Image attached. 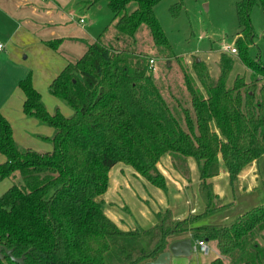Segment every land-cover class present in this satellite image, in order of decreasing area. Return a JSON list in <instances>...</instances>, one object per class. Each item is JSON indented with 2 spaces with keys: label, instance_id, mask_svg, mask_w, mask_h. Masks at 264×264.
<instances>
[{
  "label": "trees",
  "instance_id": "16d2710c",
  "mask_svg": "<svg viewBox=\"0 0 264 264\" xmlns=\"http://www.w3.org/2000/svg\"><path fill=\"white\" fill-rule=\"evenodd\" d=\"M104 1L114 19L111 39L104 42L102 31L48 86L71 115L47 111L30 73L18 81L23 112L53 128L46 138L52 149L18 146L0 112L5 157L0 180L21 179L0 194V245L22 258L4 255L0 264H144L188 235L215 243L218 255L211 264H223V258L229 264H264V203L229 222L200 223L232 204L213 189L220 163L235 194L240 171L264 155V63L247 51L255 35L250 11L259 4L264 18V0L235 3L236 59L249 74H236L229 83L235 59L225 51L215 78L201 71L195 86L184 73L189 108L182 109L183 120L163 97L151 75V57L141 49L145 32L146 48L162 58L176 57L154 12L159 0ZM130 2L135 7L127 11ZM183 4L175 0L171 15L177 16ZM58 42L47 45L56 48ZM166 153L196 161L203 210L175 218L166 208L156 212L149 228H120L97 199L107 189L109 170L122 162L164 188L157 164Z\"/></svg>",
  "mask_w": 264,
  "mask_h": 264
},
{
  "label": "rangeland",
  "instance_id": "374dc122",
  "mask_svg": "<svg viewBox=\"0 0 264 264\" xmlns=\"http://www.w3.org/2000/svg\"><path fill=\"white\" fill-rule=\"evenodd\" d=\"M236 1L238 0H184L177 16L171 15L169 10L175 0H159L154 5L155 15L176 57L162 58L155 49L146 48L145 32L141 35V49L147 57L154 59L152 78L179 119L183 120L182 109L189 108L184 73L195 82V86L200 82L198 77L201 71L210 78H215L219 74L220 54L225 51L235 59L229 83L236 74H249V70L236 59L237 51L232 53L229 50L236 47L239 32ZM134 7L135 3L130 2L126 10L131 11ZM65 9H74L80 15L86 13L85 22L95 19L91 33L103 31L102 40L107 42L111 39L114 19L104 0L95 3L93 0H68ZM250 18L255 35L248 44L247 51L250 58L264 63V18L259 4L251 8ZM63 107L70 110L67 105ZM211 128L215 129L213 123ZM220 166V173L212 178L213 189L219 197L231 200L232 204L225 211L211 215L200 223L229 222L252 207L264 203V155L251 161L240 171L235 194L228 183L226 169L222 163ZM157 169L163 176L164 188L152 184L130 165L122 162L116 163L109 170L107 189L97 199L103 203L106 215L120 228H149L156 223V212L166 208L171 209L175 218H183L191 212L199 213L203 210L204 203L198 192V166L193 158L179 159L166 153L158 162ZM13 183H19L18 177L0 180V193ZM188 236L192 239L193 252L190 255L173 256L171 264H211L212 259L218 255L215 243L206 241L209 252L204 254L195 243L196 238ZM223 264H229L228 259L223 258Z\"/></svg>",
  "mask_w": 264,
  "mask_h": 264
},
{
  "label": "crops",
  "instance_id": "0c3cea01",
  "mask_svg": "<svg viewBox=\"0 0 264 264\" xmlns=\"http://www.w3.org/2000/svg\"><path fill=\"white\" fill-rule=\"evenodd\" d=\"M67 2L0 0V112L10 123L18 146L37 152L51 150L46 138L53 135V128L23 112L24 94L18 81L30 73L47 111L59 108L64 115H71L72 110L65 109L66 104L49 92V83L68 62L77 60L101 32L92 34L95 19L87 18L89 22H85L86 13L65 9ZM55 39H59L56 48L47 45ZM4 160L0 153V162ZM14 177L21 180L20 176Z\"/></svg>",
  "mask_w": 264,
  "mask_h": 264
},
{
  "label": "water",
  "instance_id": "95a60500",
  "mask_svg": "<svg viewBox=\"0 0 264 264\" xmlns=\"http://www.w3.org/2000/svg\"><path fill=\"white\" fill-rule=\"evenodd\" d=\"M194 246L192 239L189 236L172 240L167 249L160 252L153 260H148L144 264H171V258L178 255H190L193 252ZM8 255L14 261H20L22 258H15L11 255V250L0 245V258Z\"/></svg>",
  "mask_w": 264,
  "mask_h": 264
},
{
  "label": "built area",
  "instance_id": "2783aa9c",
  "mask_svg": "<svg viewBox=\"0 0 264 264\" xmlns=\"http://www.w3.org/2000/svg\"><path fill=\"white\" fill-rule=\"evenodd\" d=\"M80 21H82V19H80ZM2 48V44L0 43V49ZM230 52H235L236 49L235 47H231L230 49ZM149 63H150V68L153 70L155 67H154V59L153 58H150L149 59ZM195 240V243L199 245V248L200 250L204 253V254H207L209 252V247L208 245L206 244V240L202 239V238H196L194 239Z\"/></svg>",
  "mask_w": 264,
  "mask_h": 264
}]
</instances>
